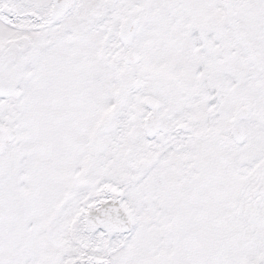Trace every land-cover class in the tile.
Masks as SVG:
<instances>
[{
    "label": "snow or ice",
    "instance_id": "obj_1",
    "mask_svg": "<svg viewBox=\"0 0 264 264\" xmlns=\"http://www.w3.org/2000/svg\"><path fill=\"white\" fill-rule=\"evenodd\" d=\"M0 264H264V0H0Z\"/></svg>",
    "mask_w": 264,
    "mask_h": 264
}]
</instances>
